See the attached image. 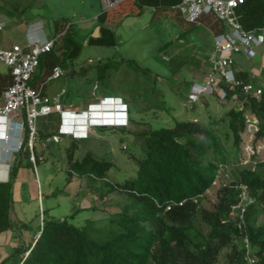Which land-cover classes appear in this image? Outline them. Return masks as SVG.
Masks as SVG:
<instances>
[{
  "label": "trees",
  "instance_id": "trees-1",
  "mask_svg": "<svg viewBox=\"0 0 264 264\" xmlns=\"http://www.w3.org/2000/svg\"><path fill=\"white\" fill-rule=\"evenodd\" d=\"M180 2L124 0L98 16L99 35H91L88 43L116 45L113 27L123 15H141L154 8V16L164 13L177 16L181 14L175 6ZM237 12L247 31L264 27V0H245ZM110 16L116 20L109 23ZM205 18L208 17L203 16L201 23ZM218 22L213 19L210 25L221 32L224 27H219ZM73 26L69 20L56 22L57 31L64 28L61 41L57 43L58 38L53 48L41 55L40 69L31 79L32 85L42 83L56 66L63 68L65 61L79 56L81 43L75 40ZM91 68L64 70V75L84 74ZM109 68L108 64L100 68L99 78L106 76ZM236 75L244 83L260 85L249 71L239 70ZM13 82L11 70L0 72V99ZM227 89L229 96L221 101L237 105L219 118L211 117L208 123L174 117L171 126L154 128L149 124L134 130L145 136L147 143L146 154L134 155L139 163L138 172L115 181L103 192V195L114 191L125 194L119 209L107 208L104 217L86 218L82 225L67 218H44L37 231L40 235L28 244L16 246L0 264L16 255L21 257L16 264H264V156L257 148L264 139V87L261 94H246L241 86ZM235 91L240 93L237 101L231 98ZM217 97L220 100L218 94ZM249 119H255L256 123L253 152L247 156L244 145ZM60 122L59 117V125ZM58 130L59 126L54 130L38 128V135L46 138ZM76 147L77 140L72 138L70 155ZM19 155L29 156L32 164L29 149ZM35 156L36 162L42 157L36 150ZM17 160L11 179L0 182V233L12 227L13 181L21 167V161ZM71 165L69 179L74 174L106 179L113 162L86 152ZM218 179L222 183L216 191V201L208 206L207 192ZM243 185L254 200L245 202L248 204L241 217V209L233 205L242 200ZM225 248L229 250L221 260Z\"/></svg>",
  "mask_w": 264,
  "mask_h": 264
},
{
  "label": "rangeland",
  "instance_id": "rangeland-1",
  "mask_svg": "<svg viewBox=\"0 0 264 264\" xmlns=\"http://www.w3.org/2000/svg\"><path fill=\"white\" fill-rule=\"evenodd\" d=\"M104 10L105 3L101 0H86L85 3L81 0H0V20L6 22L0 29V48L14 43L25 46L27 28L33 22L42 21L47 36L57 39L64 31L62 27L56 30L57 21L69 20L74 24L72 31L75 40L81 43V52L74 60L65 61L63 68L65 72L72 68L78 71L92 68L84 74L77 72L47 81L46 94L56 98L55 101L61 97L66 110L75 108L76 111H82L77 106L80 102L81 107H85L90 101L99 103L103 97L120 96L127 111L126 123L107 126L98 121L99 113L93 114L89 121L91 126L76 137L77 147L72 155L69 146L73 137L66 135L60 142L50 141L46 146L37 142L36 151L42 156L38 162L30 164L29 156L15 155L21 161L20 169H32L36 174L43 194L42 198L26 195L24 200L13 196L11 220L13 230L18 233L23 229V222L30 235H34L44 218H67L75 225H82L86 218L104 217L107 208L110 211L119 209L125 194L114 191L103 195V192L115 181L137 174L139 163L134 155L146 154L147 143L145 136L134 133L135 129L149 124L154 128L171 126L174 117L208 123L211 117L219 118L232 105H237L233 101L222 102L216 93L203 95L197 102L188 99L192 85L204 82L211 68L209 57L214 53L215 37L207 26L212 28L210 21L215 19L212 15L200 24H193L173 13L154 16L153 8H148L141 15L122 16L120 23L113 27L116 45L90 44V36L99 35L97 16ZM218 23L219 27L230 29L225 21ZM257 52L254 58L243 52L234 54V69L253 73L264 87V44ZM105 64L110 68L106 76L99 78V69ZM39 69L38 66L35 74ZM9 70L0 61V72ZM59 117L58 112L40 116L37 126L54 130L59 126ZM253 130L249 125L245 134L247 156L253 152ZM257 148L264 156V139L258 142ZM86 152L113 162L106 179L77 174L69 179L72 162L82 159ZM221 183L218 179L207 192L206 205L216 201ZM228 250L222 251L221 260ZM20 258L19 255L10 257L4 264H16Z\"/></svg>",
  "mask_w": 264,
  "mask_h": 264
},
{
  "label": "built area",
  "instance_id": "built-area-1",
  "mask_svg": "<svg viewBox=\"0 0 264 264\" xmlns=\"http://www.w3.org/2000/svg\"><path fill=\"white\" fill-rule=\"evenodd\" d=\"M104 1L105 10H109L124 0ZM244 2L245 0H181L175 6L189 23H201L203 16L212 15L219 22L225 21L230 28L216 32L207 26L215 37L214 53L210 58L211 68L204 82H196L192 85L189 94L191 102H197L203 95L213 93H217L220 100H226L229 96L227 86L230 90L241 86L246 94L253 92L261 94L262 86L244 83L237 78L234 69V54L243 52L254 58L258 54L257 48L264 44V27L258 31H247L240 22L237 9ZM5 25L6 22L0 20V29ZM26 34L27 44L25 46L14 43L8 48H0V61L10 68L14 77L13 84L3 91L0 99V181H6L9 178V171L14 166L16 154L29 149L30 160L36 162L37 142H40L42 146H46L50 141L60 142L61 135L65 132L63 127H70L65 123L66 120L71 119L73 124L78 125L81 124L84 113L92 112L91 109L82 112L67 111L62 103L53 100L45 93L44 88L47 81L64 75V69L61 66H56L46 81L37 86L30 83L40 64L41 55L53 48L57 37H48L44 31V23L41 21L29 24ZM231 98L235 101L239 100V91L232 93ZM102 103L121 104L126 108L121 98L106 97ZM53 112H58L62 120L58 132L46 138L39 137L38 118ZM255 123V119H249L250 126L255 128ZM73 132L75 133L76 130ZM241 196L242 200L233 205V208L241 209L242 217L246 205L254 198L249 194L246 185H243ZM246 242L249 248L247 238Z\"/></svg>",
  "mask_w": 264,
  "mask_h": 264
},
{
  "label": "crops",
  "instance_id": "crops-1",
  "mask_svg": "<svg viewBox=\"0 0 264 264\" xmlns=\"http://www.w3.org/2000/svg\"><path fill=\"white\" fill-rule=\"evenodd\" d=\"M85 1L86 0H81V2H84V3H85ZM101 1L105 3L104 0H101ZM129 6H131V5H129ZM153 10H154V8H153ZM98 16H97V18H98ZM114 19L116 20V18H113L110 16L108 18L109 23H111L110 21H115ZM98 34H99V28H98ZM95 35H97V34H95ZM209 61H210V57H209ZM52 99L56 100V98H52ZM61 100H62V98L58 97L57 102L63 104V102ZM93 103H96V101L95 102L90 101L87 103V105L84 104L85 107H81L83 105L81 103V105L78 108H81L82 111H85V110H88ZM64 108H65V106H64ZM70 109H72V110H67V111L82 112L79 110L76 111L75 108H70ZM103 110L104 109H98L99 113H102L101 111H103ZM120 110L121 109L116 106L114 111L117 113ZM120 115H123V113H121ZM66 123L72 124V121H66ZM81 131L83 132L84 130H81ZM26 195H31L34 197L40 196L41 198L43 197V194L41 193V189H40V187H38V180L36 179V174L32 171V169H31V171H30V169L29 170L27 169V171L19 169V171H18V173H17V175L13 181V196L14 197L17 196V199H19V200H24ZM12 211L13 210H11V213H12ZM23 223H25V222H23ZM22 228L23 229L21 230V232L18 233V231L16 232L15 230H13V224H12V227L10 229H8L7 231H4L3 233H0V262H2L3 259L7 255L11 254L16 246H18L20 244H28L29 242H31L36 237L37 233H35L34 235H30V233L28 232L27 224L25 226L22 225Z\"/></svg>",
  "mask_w": 264,
  "mask_h": 264
},
{
  "label": "clouds",
  "instance_id": "clouds-1",
  "mask_svg": "<svg viewBox=\"0 0 264 264\" xmlns=\"http://www.w3.org/2000/svg\"><path fill=\"white\" fill-rule=\"evenodd\" d=\"M191 89H192V87H191ZM191 92V91H190ZM190 94V93H189ZM203 97V96H202ZM104 98H106V97H103V98H101V99H99L100 101H99V103H97V101H96V103H93L91 106H90V108L89 109H91L92 110V114H95V113H99V111H98V109H104L105 110V114H106V116H109V115H111L112 114V111H114L115 110V108L113 109L112 107H116V106H121L122 107V109L124 110L125 109V107L123 106V105H121V104H107V103H102V100L104 99ZM109 98H118V99H120L121 97L120 96H117V97H109ZM122 99V98H121ZM188 99H189V96H188ZM201 100V99H200ZM199 100V101H200ZM123 101V100H122ZM126 105V104H125ZM108 106H110L111 108H105V107H108ZM88 109V110H89ZM97 109V110H96ZM122 110V111H123ZM87 113H84L83 114V118H81V124H78V125H76L75 123L73 124V122H72V124H69L70 125V127H63V130L65 131L64 133H62V135L61 136H64V135H66V136H70V137H73V138H76L77 136H81V134L84 132H82L81 130H86L88 127H90L91 126V124L89 123V121H91L92 120V118H90V120H87L85 117H87V115H86ZM100 114V116H101V113H99ZM125 117V120H123L122 121V123H126L127 122V111L126 110H124L123 111V115H122V117ZM61 118V117H60ZM66 121H71V119H69V120H66ZM66 121H65V123H66ZM98 121H100V124L102 125V126H107V125H109V124H122L121 122L119 123V122H114V123H103V121H101V119L99 118L98 119ZM62 123V120H61V122H60V124ZM85 123V124H84ZM68 124V123H67ZM59 128H60V125H59ZM73 130H76V134L73 132ZM12 171H13V168H12V170H10L9 171V178L6 180V181H0V182H7V181H9L10 179H11V175H12ZM40 235V232H37V235H36V237L37 236H39ZM249 243V242H248ZM28 253V252H27ZM26 253V254H27Z\"/></svg>",
  "mask_w": 264,
  "mask_h": 264
},
{
  "label": "bare ground",
  "instance_id": "bare-ground-1",
  "mask_svg": "<svg viewBox=\"0 0 264 264\" xmlns=\"http://www.w3.org/2000/svg\"><path fill=\"white\" fill-rule=\"evenodd\" d=\"M117 107H119L121 110L118 111L117 113L115 111H112V114L109 116H106V114L104 113L105 110L101 111L102 112L101 116H100L101 121H103V123H114V122H119V123L121 122L122 123V121L125 120V117L124 116L122 117V115H120L121 113H123V111H122L123 109L121 106H117ZM86 115H87V117H85V118L87 120H90V118L93 117L92 112H87Z\"/></svg>",
  "mask_w": 264,
  "mask_h": 264
}]
</instances>
